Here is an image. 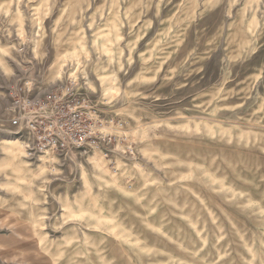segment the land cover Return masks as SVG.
Listing matches in <instances>:
<instances>
[{
    "label": "rangeland",
    "instance_id": "rangeland-1",
    "mask_svg": "<svg viewBox=\"0 0 264 264\" xmlns=\"http://www.w3.org/2000/svg\"><path fill=\"white\" fill-rule=\"evenodd\" d=\"M58 83L107 158L26 155L10 95ZM0 264H264V0H0Z\"/></svg>",
    "mask_w": 264,
    "mask_h": 264
},
{
    "label": "built area",
    "instance_id": "built-area-1",
    "mask_svg": "<svg viewBox=\"0 0 264 264\" xmlns=\"http://www.w3.org/2000/svg\"><path fill=\"white\" fill-rule=\"evenodd\" d=\"M26 84L11 93L9 124L16 129L30 158L87 156L107 158L119 139L110 129H122V120L101 115L90 96L73 84L58 83L33 92Z\"/></svg>",
    "mask_w": 264,
    "mask_h": 264
}]
</instances>
